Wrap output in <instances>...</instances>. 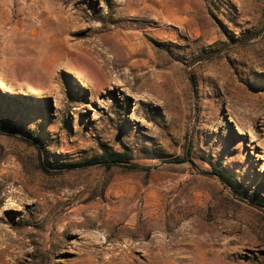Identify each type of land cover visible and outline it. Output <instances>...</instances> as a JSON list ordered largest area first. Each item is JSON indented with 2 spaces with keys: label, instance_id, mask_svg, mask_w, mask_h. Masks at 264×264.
<instances>
[{
  "label": "rangeland",
  "instance_id": "obj_1",
  "mask_svg": "<svg viewBox=\"0 0 264 264\" xmlns=\"http://www.w3.org/2000/svg\"><path fill=\"white\" fill-rule=\"evenodd\" d=\"M0 120V264H264V0H0Z\"/></svg>",
  "mask_w": 264,
  "mask_h": 264
},
{
  "label": "trees",
  "instance_id": "obj_2",
  "mask_svg": "<svg viewBox=\"0 0 264 264\" xmlns=\"http://www.w3.org/2000/svg\"><path fill=\"white\" fill-rule=\"evenodd\" d=\"M0 129L5 130V131H14L19 134H21L23 137H25V140H31L33 139L31 132L21 128V127H16L12 125L10 122L7 121H1L0 120ZM36 141V140H35ZM40 143V142H39ZM97 164L99 166H102L104 168H110L112 166H118V167H124L128 169H140L143 171H147V167H142L137 165L136 163L133 162L131 154H129L128 151H121V152H116V153H110V152H103L99 156L92 157L89 160L83 161V162H76L73 164H65V163H60L56 164V167H67V166H77L81 164ZM42 169L44 171H47L46 167L47 165L42 163L41 165ZM214 174L218 175L224 183H226L228 186H230L233 191L237 194L243 195L247 197L253 204L258 205L259 207H264V197L259 196L256 194V192H246L241 188V186L238 184L236 178H230L224 170L218 169V168H213Z\"/></svg>",
  "mask_w": 264,
  "mask_h": 264
},
{
  "label": "bare ground",
  "instance_id": "obj_3",
  "mask_svg": "<svg viewBox=\"0 0 264 264\" xmlns=\"http://www.w3.org/2000/svg\"><path fill=\"white\" fill-rule=\"evenodd\" d=\"M64 40V39H63ZM67 39L65 38V40H64V42L66 41ZM63 42V41H62ZM120 42H123V41H120ZM58 45V44H57ZM56 45V46H57ZM132 45V44H131ZM61 46H63V47H65L66 49L67 48H69V46H67V44H66V46L65 45H63V43H62V45ZM74 46V45H73ZM58 47V46H57ZM91 47V46H90ZM133 47V46H132ZM127 49L129 48L128 46L126 47ZM92 49V48H91ZM133 49V48H132ZM131 49V47H130V51L132 50ZM59 50V49H58ZM64 50V49H63ZM98 50V49H97ZM96 50V51H97ZM134 50V49H133ZM57 51V50H56ZM62 51V50H61ZM71 51V50H70ZM92 52L91 50H87V52ZM100 52H102V51H100ZM73 53V52H72ZM65 54V53H64ZM82 54V53H81ZM89 54V53H88ZM91 54V53H90ZM127 54V53H126ZM128 54H130V53H128ZM95 56V55H94ZM93 57V56H92ZM104 60V59H103ZM92 63V62H91ZM107 63V62H106ZM105 66V63H103V67ZM106 77V76H105ZM257 97V96H256ZM254 95L252 96V95H245V97H241L240 96V98L239 99H241V101H246V100H248V101H255L257 98H256ZM256 98V99H255ZM233 120V119H232Z\"/></svg>",
  "mask_w": 264,
  "mask_h": 264
},
{
  "label": "water",
  "instance_id": "obj_4",
  "mask_svg": "<svg viewBox=\"0 0 264 264\" xmlns=\"http://www.w3.org/2000/svg\"><path fill=\"white\" fill-rule=\"evenodd\" d=\"M216 175V174H215ZM218 176V175H217ZM219 177V176H218ZM222 180V179H221Z\"/></svg>",
  "mask_w": 264,
  "mask_h": 264
}]
</instances>
